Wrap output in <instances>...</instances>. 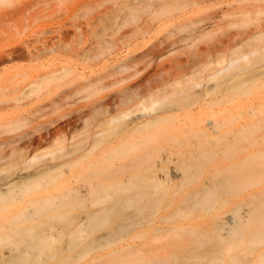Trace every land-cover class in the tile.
<instances>
[{
    "label": "rangeland",
    "instance_id": "obj_1",
    "mask_svg": "<svg viewBox=\"0 0 264 264\" xmlns=\"http://www.w3.org/2000/svg\"><path fill=\"white\" fill-rule=\"evenodd\" d=\"M243 54L264 56V0H0V188L9 183L13 192L36 199L39 192L75 190L74 216L112 212L109 220L89 221L76 236L52 242L41 256L45 263L59 261L67 247L65 254L75 256L70 264H85L121 228V242L141 243L131 237L154 214L156 224H167L158 217L174 204L175 190L164 179L177 164L178 141L193 142L189 131L167 133L170 119L205 104L206 112L227 110L230 128L264 120V66L233 71L234 78L219 72ZM193 78L202 80L194 89L202 93L198 101L181 100L170 113L144 111ZM30 139L41 144L25 146ZM251 139L254 150L264 145V123ZM53 151L60 159L50 158ZM34 156L43 163L31 166ZM262 158L255 156L258 189ZM153 178L161 180L158 188ZM144 191L156 208L147 207ZM145 249H128L127 262L170 253Z\"/></svg>",
    "mask_w": 264,
    "mask_h": 264
},
{
    "label": "bare ground",
    "instance_id": "obj_2",
    "mask_svg": "<svg viewBox=\"0 0 264 264\" xmlns=\"http://www.w3.org/2000/svg\"><path fill=\"white\" fill-rule=\"evenodd\" d=\"M252 64L263 67L264 56L253 59L251 54H243L219 72L229 71L227 76L234 78L239 73L233 74V71H243ZM182 70L185 71L184 65ZM201 85L202 80H188L181 85V91L166 97L170 99L169 103H163L166 98H156L144 111L174 112L181 106V100L193 98L198 101L202 93L194 89ZM187 91L190 92L187 96H181ZM259 104L261 106L262 103ZM207 108L208 105L201 104L197 111L170 119L171 127L167 133L173 135L189 131L193 134L190 139L193 142L178 141L175 150L177 164L164 179L175 190L171 199L174 204L168 203L166 212L158 217L167 224H156L155 214L142 219L140 223L147 224V228L131 237L132 240L145 239L138 244L121 242L122 228L115 230L108 235L114 240L99 245L98 252L85 264H107L118 259L119 264L264 263V186L258 189L255 177V170L260 166L255 164V156L262 158L264 145L254 150L251 139L255 128L264 120L257 125L244 121L242 125L230 128L223 116L227 110L206 112ZM220 115L223 117L220 118ZM164 119L167 118L163 117L160 122ZM213 136L214 139H210ZM40 140L43 142L44 137L41 136ZM4 142L10 144V139ZM41 142L30 139L25 146H39ZM150 142L147 139L143 144L148 147ZM64 148L57 151L61 152ZM238 151L242 157L233 161ZM49 155L52 160L60 159L56 151ZM223 159L230 161L224 160V164L221 162ZM29 163L31 166L43 163L42 157L34 156ZM151 182L153 188H158V182L162 183L156 178ZM26 193L13 192L9 183L7 188H0V264H47L41 256L52 242L63 236H76L89 221L105 220L112 214L111 209H99L88 211L84 216H74L72 208L76 203L73 201L78 197L75 190L66 193L58 190L39 192L36 194L41 196L39 199H36L37 196L25 198ZM150 197L148 192L141 193V198L148 200L147 207L154 209L157 201ZM12 199L15 204H5ZM148 229L161 240L146 239ZM6 240L10 244L2 250L1 243ZM154 241L160 242V245L154 246ZM110 245L116 247L109 249ZM145 248L151 249L152 253L169 248L170 253L167 258H141L127 262L130 255L128 249L144 252ZM67 250L66 247L62 252L64 256L54 264H70L75 259L74 255L65 254Z\"/></svg>",
    "mask_w": 264,
    "mask_h": 264
}]
</instances>
